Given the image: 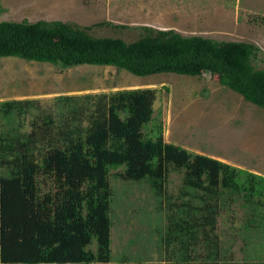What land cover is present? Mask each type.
I'll use <instances>...</instances> for the list:
<instances>
[{
  "label": "trees",
  "instance_id": "obj_1",
  "mask_svg": "<svg viewBox=\"0 0 264 264\" xmlns=\"http://www.w3.org/2000/svg\"><path fill=\"white\" fill-rule=\"evenodd\" d=\"M102 25L0 21V59L112 66L142 77L208 73L264 110V68L253 63L256 46L151 27L134 42L89 33ZM76 98L61 97L64 121L45 115L25 132L22 117L34 102L0 103V264L110 263V177L111 169L121 167L123 180L146 181L157 198L168 200L164 241L178 244L184 263L201 238L218 246L214 234L223 212L242 210L246 231L264 234V176L168 143L161 125L146 133L155 90H119L93 101L90 95L89 105L70 106ZM182 170L180 201L172 203L168 179Z\"/></svg>",
  "mask_w": 264,
  "mask_h": 264
},
{
  "label": "rangeland",
  "instance_id": "obj_2",
  "mask_svg": "<svg viewBox=\"0 0 264 264\" xmlns=\"http://www.w3.org/2000/svg\"><path fill=\"white\" fill-rule=\"evenodd\" d=\"M0 21H61L81 28L103 24L89 33L126 42L143 37L144 27L173 29L186 37L252 44L260 50L254 65L264 68V0H0ZM125 89L156 91L146 133L161 125L168 143L264 176V110L208 73L142 77L112 66L64 68L18 57L0 59V103L34 102L22 117L21 132L45 115L64 121L61 97H77L69 105L84 106L98 95ZM5 124L1 127L7 130ZM123 168L111 169L112 260L107 264H264V234L246 231L242 210L218 218L213 241L218 250L201 238L189 250L190 262H182L178 244L164 241L168 200L157 198L146 181L123 180ZM183 177V170L169 176L172 203L180 201Z\"/></svg>",
  "mask_w": 264,
  "mask_h": 264
}]
</instances>
